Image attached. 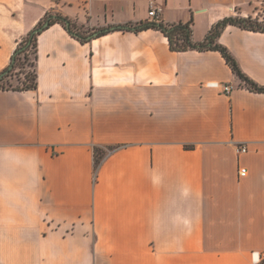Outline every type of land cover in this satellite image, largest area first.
<instances>
[{"label": "crops", "instance_id": "0c3cea01", "mask_svg": "<svg viewBox=\"0 0 264 264\" xmlns=\"http://www.w3.org/2000/svg\"><path fill=\"white\" fill-rule=\"evenodd\" d=\"M151 4L197 42L228 16L264 22V0H0V72L46 15L73 32L38 33L35 88H0V264H255L264 251V92L218 50L113 29L151 21ZM217 42L264 86V32L228 24Z\"/></svg>", "mask_w": 264, "mask_h": 264}, {"label": "trees", "instance_id": "16d2710c", "mask_svg": "<svg viewBox=\"0 0 264 264\" xmlns=\"http://www.w3.org/2000/svg\"><path fill=\"white\" fill-rule=\"evenodd\" d=\"M48 20V25H51L55 22L62 23L65 25L67 18L61 15L52 16L48 14L45 16L43 20H41L31 31H29L25 36H23L17 46L15 47L13 54L11 56V60L9 65L6 69L8 72L0 79V88H7V89H15V90H24V89H33L37 86L36 80V41L38 33L46 27L39 29L37 32H34L35 29H38L42 26V24ZM191 21L187 22H164L162 20L159 21H144L135 24H126L124 26H117L113 29H129L138 31L141 29L146 28H155L163 32V34L167 37L169 46L173 50H187V49H197V50H218L221 55L224 57L227 64L230 66L231 70L235 75L247 86L250 90L257 91V92H264V86L258 85L250 78H248L240 69L237 61L232 56V54L228 51V49L217 42V38L221 33L222 29L228 25H236L241 28L261 31L264 32V22L259 21L258 19H253L251 17H237V16H228L217 23H215L204 39L202 41H194L192 39V27ZM66 26V25H65ZM70 32H72V27L66 26ZM73 33V32H72ZM78 35L79 39L84 40L85 36ZM25 64L28 65L30 70L23 71L22 67ZM9 66H11L9 68ZM17 69L19 72H16ZM20 74L23 77H20ZM16 77L17 84H12V78ZM115 147V146H114ZM114 147H108L106 151H102L98 148L94 149V168L97 169L102 159L105 155L110 152Z\"/></svg>", "mask_w": 264, "mask_h": 264}, {"label": "built area", "instance_id": "2783aa9c", "mask_svg": "<svg viewBox=\"0 0 264 264\" xmlns=\"http://www.w3.org/2000/svg\"><path fill=\"white\" fill-rule=\"evenodd\" d=\"M148 15L154 21H159L160 20V18H159V10L155 6H153L152 4L149 7ZM214 85L218 86L217 83H214ZM219 86H221L222 89L225 92H229L231 90V88H232L231 84H223V85H219ZM237 150L239 152H244V151H246V146L244 144L239 145L237 147ZM245 172H246L245 168H241L239 170V174L241 176L245 175ZM251 257H252V259H253L255 264H264V251H262V252L254 251V252L251 253Z\"/></svg>", "mask_w": 264, "mask_h": 264}, {"label": "water", "instance_id": "95a60500", "mask_svg": "<svg viewBox=\"0 0 264 264\" xmlns=\"http://www.w3.org/2000/svg\"><path fill=\"white\" fill-rule=\"evenodd\" d=\"M65 23H66L67 26H69V21H66ZM47 25H48V20H46V21L42 24V26H41L40 28L35 29L34 32H37L39 29H41V28H43V27H46ZM10 67H11V66H9V68H10ZM7 72H8V69H6V70L0 72V79H1V78H2Z\"/></svg>", "mask_w": 264, "mask_h": 264}, {"label": "rangeland", "instance_id": "374dc122", "mask_svg": "<svg viewBox=\"0 0 264 264\" xmlns=\"http://www.w3.org/2000/svg\"><path fill=\"white\" fill-rule=\"evenodd\" d=\"M23 62H24V66L22 67V70L23 71H28V70H30V68L28 67V65L27 64H25V60H23ZM16 72H19V70L17 69V71ZM20 77L22 78L23 77V75L22 74H20ZM12 84H17V81H16V77H13L12 79Z\"/></svg>", "mask_w": 264, "mask_h": 264}]
</instances>
